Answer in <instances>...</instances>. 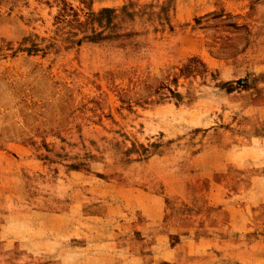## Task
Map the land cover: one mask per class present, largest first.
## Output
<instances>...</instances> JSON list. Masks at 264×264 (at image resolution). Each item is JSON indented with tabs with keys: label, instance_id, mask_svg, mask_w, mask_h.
<instances>
[{
	"label": "rangeland",
	"instance_id": "1",
	"mask_svg": "<svg viewBox=\"0 0 264 264\" xmlns=\"http://www.w3.org/2000/svg\"><path fill=\"white\" fill-rule=\"evenodd\" d=\"M153 193L264 264V0H0V264H100L112 238L22 239L33 210Z\"/></svg>",
	"mask_w": 264,
	"mask_h": 264
},
{
	"label": "crops",
	"instance_id": "2",
	"mask_svg": "<svg viewBox=\"0 0 264 264\" xmlns=\"http://www.w3.org/2000/svg\"><path fill=\"white\" fill-rule=\"evenodd\" d=\"M88 198L71 202V204L79 202L81 207L79 212H73L71 205L61 211L33 210V214L40 216L43 219L42 224L46 223L43 226L48 229L22 239L41 238L45 243V251L59 254L66 252V255H69L74 253V249L68 246L71 240L89 237L112 238L115 243L114 249L105 248L109 258L100 264H171L177 263L179 259L183 260V264H218L210 259L202 260L203 256L213 255L216 250L220 251L219 257L229 260L225 264H249L243 249L226 250L224 245L215 240L212 231L190 238L181 232L177 222L165 221L166 204L158 194H149L147 206L138 200L129 211H119L112 213L113 215L109 212V196L93 200ZM175 218L179 221L181 219L180 216ZM198 223L196 219L190 232L197 229ZM230 228L241 233L250 229L248 225L235 227L233 223ZM175 234L177 238L171 242V236ZM136 236L145 242V245L136 247L133 243L131 250L125 252L126 239L133 241L136 240ZM90 254L91 250H87L86 254L79 257H70L76 261L85 260L90 258ZM80 263L84 264L85 261Z\"/></svg>",
	"mask_w": 264,
	"mask_h": 264
},
{
	"label": "trees",
	"instance_id": "3",
	"mask_svg": "<svg viewBox=\"0 0 264 264\" xmlns=\"http://www.w3.org/2000/svg\"><path fill=\"white\" fill-rule=\"evenodd\" d=\"M104 10V9H103Z\"/></svg>",
	"mask_w": 264,
	"mask_h": 264
}]
</instances>
